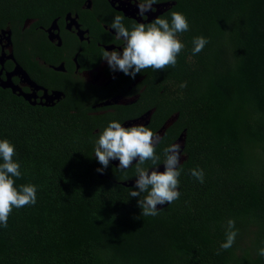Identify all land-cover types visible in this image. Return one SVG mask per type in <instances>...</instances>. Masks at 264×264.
<instances>
[{"label": "trees", "instance_id": "16d2710c", "mask_svg": "<svg viewBox=\"0 0 264 264\" xmlns=\"http://www.w3.org/2000/svg\"><path fill=\"white\" fill-rule=\"evenodd\" d=\"M80 1L0 0V29ZM166 2L177 5L162 18L178 11L190 24L177 65L157 71L189 129L179 199L142 216L134 187L97 171L83 116L0 89V140L15 145L21 164L16 186L38 187L37 203L0 226V264H264V0H157ZM198 36L209 43L193 54ZM192 169H203V183ZM229 219L238 235L223 250Z\"/></svg>", "mask_w": 264, "mask_h": 264}, {"label": "flooded vegetation", "instance_id": "af4514ba", "mask_svg": "<svg viewBox=\"0 0 264 264\" xmlns=\"http://www.w3.org/2000/svg\"><path fill=\"white\" fill-rule=\"evenodd\" d=\"M139 2L81 0L73 9L64 7L51 16L27 19L17 31L0 29V89L33 107L72 108L76 117L83 116L80 123L84 130L92 132L94 149L99 132L113 120L126 127H150L161 137L156 146L159 167L163 166L164 149L174 143L182 146L181 167L188 158L189 129L183 125L181 113L175 111L176 96L169 97L167 90L158 88H167L166 80L158 79L152 68L133 79L122 71L113 72L102 58V50L122 51L125 44L115 39V30L110 28L115 16L122 15L123 23L131 29L133 23H146L154 14L152 10L140 16ZM133 11L137 19L126 16ZM118 164L112 160L107 167L125 179L115 182H135V164L125 171ZM144 167L151 168V161Z\"/></svg>", "mask_w": 264, "mask_h": 264}, {"label": "clouds", "instance_id": "9594fccd", "mask_svg": "<svg viewBox=\"0 0 264 264\" xmlns=\"http://www.w3.org/2000/svg\"><path fill=\"white\" fill-rule=\"evenodd\" d=\"M157 0H140L137 4L138 14L146 15L152 11ZM124 17L117 15L111 22L110 28L115 30V39L125 42L122 51L102 50V58L108 63L113 72L122 71L135 79L138 73L147 68L163 71L177 65L178 55L185 48L180 34L187 32L190 24L187 16L178 11L171 13V19L158 17L150 23H133L131 29L123 23ZM209 43L204 36L193 39V54L200 53ZM186 82L179 85L185 88ZM161 137L145 125L124 126L113 120L99 132L95 141L94 155L103 166L97 171L103 173L112 160H118L121 171L135 164V186L130 192L131 197H139L138 206L142 216L159 214L158 205H165L179 199L181 168L180 159L182 146L179 143L170 144L164 149V170H159L160 156L156 146ZM15 145L8 139L0 140V226L7 227L8 219L13 209L37 203L38 187L35 184L16 186L20 178L21 164L14 159ZM151 161V168L144 165ZM135 162V163H134ZM191 175L199 182H204L203 169H192ZM144 193L141 198V194ZM238 235L235 220L227 221L226 239L220 249L231 248ZM219 254V251L217 252ZM264 256V247L258 250Z\"/></svg>", "mask_w": 264, "mask_h": 264}, {"label": "water", "instance_id": "95a60500", "mask_svg": "<svg viewBox=\"0 0 264 264\" xmlns=\"http://www.w3.org/2000/svg\"><path fill=\"white\" fill-rule=\"evenodd\" d=\"M176 5H177V2H174V3L166 2V3L153 5L152 10H153L154 14H152L151 18H149L146 23H150V22L154 21L156 18L165 15L167 12H169ZM156 8L158 9V11H155ZM117 10L120 11L119 9H117ZM133 13L134 14L127 13L126 16H129L131 18L137 19L138 17H137V15H135L136 12L133 11ZM7 88H10V86H8ZM7 88H5V89H7ZM46 104H48V103H46ZM186 141H187V135L182 138V142L184 144H186ZM183 150H185V148H183ZM159 170L163 171L164 170V166H161L159 168ZM100 178H103V175H100ZM121 185L123 187H125V188L134 187L135 186V182L123 183ZM170 205H171V203L170 204H165V205H158L159 212H162L164 209H166Z\"/></svg>", "mask_w": 264, "mask_h": 264}]
</instances>
